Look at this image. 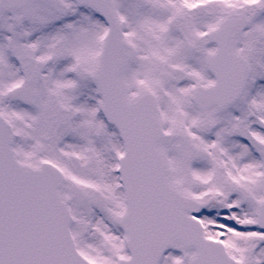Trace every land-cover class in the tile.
<instances>
[{
	"label": "snow or ice",
	"instance_id": "obj_1",
	"mask_svg": "<svg viewBox=\"0 0 264 264\" xmlns=\"http://www.w3.org/2000/svg\"><path fill=\"white\" fill-rule=\"evenodd\" d=\"M0 264H264V0H0Z\"/></svg>",
	"mask_w": 264,
	"mask_h": 264
}]
</instances>
